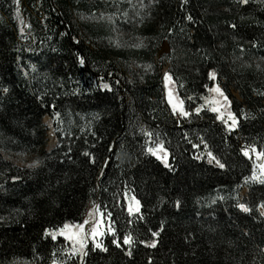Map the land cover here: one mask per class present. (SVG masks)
<instances>
[{"label": "trees", "instance_id": "trees-1", "mask_svg": "<svg viewBox=\"0 0 264 264\" xmlns=\"http://www.w3.org/2000/svg\"><path fill=\"white\" fill-rule=\"evenodd\" d=\"M143 1L151 17L135 30L148 41L137 48L114 45L108 24L84 25L91 45L79 38L73 15L101 9V0H37L47 17L30 38L16 31L13 1L0 0V140L6 151L40 160L22 167L0 152V264H49L58 254L81 264L71 241L53 240L45 229L81 223L91 200L115 235L101 237L106 251L89 243L83 264H264V183H246L252 158L242 152L264 144V0ZM164 40L189 113L184 120L166 104L159 70L137 77L116 67L115 60H153ZM217 82L242 99L230 103L235 128L206 104ZM105 83L109 89L100 87ZM46 115L55 118L58 137L50 152ZM154 139L163 142L170 167L148 151ZM208 152L225 166L209 162ZM243 186L249 194L241 201ZM133 196L141 209L130 216ZM129 234L131 246L123 244ZM153 239L155 247L140 243Z\"/></svg>", "mask_w": 264, "mask_h": 264}, {"label": "rangeland", "instance_id": "rangeland-1", "mask_svg": "<svg viewBox=\"0 0 264 264\" xmlns=\"http://www.w3.org/2000/svg\"><path fill=\"white\" fill-rule=\"evenodd\" d=\"M13 2V10H12V18L13 22L15 23L16 31L18 35L23 37L30 38L33 35V31H40L43 28L44 22L46 21L47 14L43 11L44 6H41L40 4H37V0L35 5L36 8H33L31 6V3L34 0H12ZM103 3V7L99 10H94L89 12L88 10H80L76 12L73 15V22L77 23L78 29V36L80 39L84 40L87 45H91V36L90 33L85 32V26L89 24H99V25H111V34L108 37L110 41L114 43V45L117 46H126V47H137L141 48L145 46L147 38L137 34L135 27H138L140 25V22L142 19H148L151 17V12L147 13L148 5L143 0H101ZM23 29V31H21ZM29 48H32L36 45V40H31L28 42ZM139 45V46H138ZM164 48L163 41L161 42L159 46V51H161ZM116 61V67L121 69V71L124 72V75L126 72L133 71L135 76L141 77V75L146 73H152L154 69H157L161 72L163 83H164V97L165 102L168 105L170 111L172 112L173 116L177 119H185L188 116H183L180 114L179 109H177L175 112L172 109V105L169 103V93L172 94V100L173 103L180 102L179 100V94L176 89L175 83L170 79V81L165 84L164 74H169V68L171 67V60L170 58L163 53L161 56H155L153 57V60L150 61H129V63H121L117 60ZM128 71V72H129ZM121 72V73H122ZM127 72V74H128ZM170 75V74H169ZM171 77V75H170ZM131 80V78H130ZM218 85L225 95L228 97V100L230 103L232 102L233 98L235 97L238 100H242L240 97V94L238 91L234 89V87H230L227 91L223 89L222 84L215 83L212 85L211 88ZM210 88V89H211ZM209 100L206 102L207 105L211 107L218 106L214 103V100H219L220 98L217 96L216 93L211 92L208 90ZM223 104V101L221 100V105ZM183 106V105H182ZM186 107V105H184ZM230 104L227 109H224L221 107V111L226 112L230 111ZM185 111L186 108H185ZM226 117V116H225ZM227 119V118H226ZM55 118L51 117L50 115H46L43 120L42 124L46 128L47 133V143L45 150L48 151L55 147L58 143V137L56 135V126H55ZM229 123L231 124L230 120ZM155 145L154 150H159L156 148L157 145H162L163 142L159 139H154ZM52 145V147L50 146ZM255 146L257 151L264 150V144L262 143L261 146L258 145H251ZM0 152L3 155L5 159L8 161L22 167H29V165H32L34 161H39L38 155L35 154H17V153H10L5 150V148L2 145V142L0 140ZM252 158V171L248 177H251L253 174V165H256V171L257 175H259L260 168L259 166L261 164H264V159H257L255 153L250 152L249 156ZM38 163V164H39ZM35 166L29 167L34 168ZM249 182H259L258 180H247L246 183ZM249 194V188L247 186H243L238 191L239 200H243L244 198H247ZM214 199L211 200L213 202ZM128 204L130 202V198L127 200ZM94 206H97V203L95 200H91L85 210L84 213V219H89V224L85 225V230L87 231L92 224L95 222L96 219L100 220V227L103 229L104 234L107 231L108 227L106 224V220L104 221L102 212L99 211L96 212L94 209ZM93 211V218L88 217L89 211ZM83 221L81 223H83ZM73 225V224H69ZM102 236L97 237V240L100 241ZM91 243L94 245L93 240L91 237L87 238L86 246ZM71 248H72V242H71ZM77 253L72 255H77ZM53 260L56 261V264H67L65 260V256L63 254H58L57 257H55ZM53 260L49 262V264H53ZM6 264H35L34 262L22 260V259H14ZM70 264V263H69Z\"/></svg>", "mask_w": 264, "mask_h": 264}, {"label": "snow or ice", "instance_id": "snow-or-ice-1", "mask_svg": "<svg viewBox=\"0 0 264 264\" xmlns=\"http://www.w3.org/2000/svg\"><path fill=\"white\" fill-rule=\"evenodd\" d=\"M248 0H239V3L245 4L247 3ZM188 20H192L191 16L187 17ZM231 27L235 28V25H231ZM21 31H23V29H21ZM139 46V45H138ZM79 62L81 64L84 63L83 58H79ZM209 78L215 80L216 79V73L214 71L209 72L208 73ZM164 79H165V84L167 85V83L170 81L171 77L168 73L164 74ZM100 87L104 88V89H109V85L108 84H101ZM4 92H7L8 89L4 88L3 89ZM209 91L214 92L217 94V96L220 98L219 100H214V103L218 106H214L211 107L210 110L212 112H216L218 113V115L216 116L217 120H221L223 123H225L230 129L235 128L237 126V118L236 116L231 112V111H227L226 115H227V119H224L225 117V112L221 111V107H223L224 109H227L230 101L228 100V97L225 95V93L223 92V90L218 86H214L213 88L209 89ZM261 95H264V93H261ZM221 100L223 101V104L221 105ZM169 103L172 105V109L175 112L177 109H179V112L181 115L183 116H188L189 113L187 111L184 110L182 104L183 102L180 101L178 103H173L172 100V94L169 93ZM196 112L200 111V108H196L195 109ZM56 117H58V113L54 114ZM231 121V124H228V121ZM207 147V146H205ZM156 148L159 150V153L157 150H154L152 148H149L148 151L152 153V155L156 156V158L158 160H161L165 166H169L168 165V153L165 149L162 148V145H157ZM242 152L245 156H249L250 152L255 153L257 159H264V150L261 151H257L255 146H250V148H244L242 149ZM85 155H89L88 153H85ZM208 156L211 158L209 162H211V160H215L216 163L219 165V167L223 168L225 165L220 163L219 160H216V158L212 155L211 152H208ZM197 159H199V157H197ZM94 162V161H93ZM39 161H34L32 165H29V167L35 166L36 164H38ZM260 168V172L259 175H257V171H256V165H253V174L251 177H246V180H258L260 183H264V164H261L259 166ZM222 199V198H221ZM177 206H179V201L176 202ZM237 208H239L240 210H242L243 212H250L251 209L243 203H237L236 205ZM260 208V215L264 216V203H261L259 206ZM94 209L96 212L99 211V206H94ZM140 209H141V205H140V201L137 200L134 196L130 198V202L128 204L127 207V211L128 214L131 216L134 213L138 214L140 213ZM109 216L111 215V213L108 214ZM88 217L89 218H93V211L90 210L88 213ZM140 219H143L142 216H140ZM131 222V221H130ZM89 224V219H84L83 223H76L73 225H69L67 222H65L63 224L62 227L56 228V229H45V234L46 235H50L51 238L53 240L56 239L57 235L63 236L66 240H69L72 242V248H71V252L73 254L79 252L80 253V257H81V264H83V256L87 255V253L84 251L85 249V245L87 243V238L91 237L94 243L95 248H99L102 251H106L107 249H105L103 247V244L101 242H99L97 240V237L103 236L104 235V231L103 229L100 227V220L96 219L95 222L92 224V226L86 231L85 230V225ZM108 232L113 234V236L115 235V229L112 228L111 226L108 227ZM149 231H151V229H149ZM151 235L153 237H157L159 235L158 232L156 231H151ZM112 243L116 244L117 247H120V244L118 243V241L116 239H113ZM141 244H145L147 243V246L149 247H155L157 241L155 239L151 240L150 242H145L143 240L140 241ZM123 244L124 245H129L131 246L133 244V238L132 236L129 235H125L123 237ZM127 255L131 256L132 253L129 250L127 252ZM53 264H56V261L53 260Z\"/></svg>", "mask_w": 264, "mask_h": 264}, {"label": "water", "instance_id": "water-1", "mask_svg": "<svg viewBox=\"0 0 264 264\" xmlns=\"http://www.w3.org/2000/svg\"><path fill=\"white\" fill-rule=\"evenodd\" d=\"M163 44H164V48L161 51H159V56L163 55V53H168L170 50L169 45L166 41H164Z\"/></svg>", "mask_w": 264, "mask_h": 264}, {"label": "bare ground", "instance_id": "bare-ground-1", "mask_svg": "<svg viewBox=\"0 0 264 264\" xmlns=\"http://www.w3.org/2000/svg\"><path fill=\"white\" fill-rule=\"evenodd\" d=\"M50 146L52 147V145L50 144Z\"/></svg>", "mask_w": 264, "mask_h": 264}]
</instances>
